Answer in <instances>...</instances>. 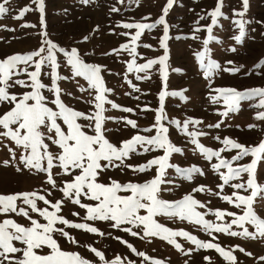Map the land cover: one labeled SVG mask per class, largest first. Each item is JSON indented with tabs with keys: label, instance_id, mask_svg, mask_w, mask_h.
I'll use <instances>...</instances> for the list:
<instances>
[{
	"label": "rangeland",
	"instance_id": "1",
	"mask_svg": "<svg viewBox=\"0 0 264 264\" xmlns=\"http://www.w3.org/2000/svg\"><path fill=\"white\" fill-rule=\"evenodd\" d=\"M217 3L218 0H174L173 7L169 9L165 17L168 25L166 41L168 58L164 68L166 81L162 78V66L158 63L145 72L128 70V64L133 59L137 65H142L165 55V50L160 45V40L164 36V26L157 24L151 30H144L139 40L133 44L131 36L135 34L136 29H125L119 25L136 22L155 23L162 15V9L167 4V0H123V3L120 0H89L87 4L82 0H44L43 24L40 22L41 14L33 0H10V3L6 5L9 12L0 17V60L15 54L30 53L42 46L46 47L43 42L50 40L58 48H63L67 52L76 49L84 63L100 66L104 87L110 90L105 93L107 99L121 108L133 109L132 112H124L113 109L111 104L104 105L106 109L103 113L106 117L103 123L104 135L117 147L137 134L146 137L156 135L153 125L161 108L159 94L162 90L169 93L163 101L165 118L162 123L168 128L167 138L170 143L181 151L170 154L167 163L171 166L164 170L158 196L168 202H178L190 195L199 204L204 205V207L197 206L195 210L200 212L205 220L213 224L230 223L233 217L225 216L221 221L214 213L216 210H221L242 215V208H236L222 198L224 195L231 196L237 190L230 185H224L222 190L218 187L223 183L220 173H226L227 169L214 170L212 165L219 162L217 158L207 159L198 145L192 142L193 136L188 133H197L195 139L198 144L214 151L225 147L222 143L225 138H230L246 147L258 146L261 141H264V120L255 118L259 111H264L255 107L259 103L258 97L240 101L239 109L229 112L227 116L221 115L226 111L223 100L221 99L218 103H213L211 100V96L216 94L214 89L231 88L244 92L253 88H264V66L257 67L261 61H264V0H249L247 12L243 17L247 21L245 35L239 43L235 40V36L239 35V28L233 21L240 19L234 15V10H243L242 0H223L222 16L217 17V23L212 25L209 14L216 8ZM25 7L32 10L26 12L22 18L15 19L14 17ZM113 8L119 11L114 12ZM209 25L212 26L211 33L207 31ZM43 33L46 35H42ZM210 35L212 39H209ZM205 40H209L208 52L204 59L205 67H201L197 54L204 51ZM126 44L129 49L135 48L134 54L121 47ZM56 56L59 65L57 72L63 77L57 81L62 90L60 94L62 102L76 111L85 114L94 113L96 90L89 88L88 81L83 77L73 75V70L67 64L64 53L57 52ZM208 60L215 61L220 68L207 73ZM229 61L232 63L229 64ZM235 68L239 71H224V69ZM32 70L34 68H29V71ZM50 72L51 68L47 64L41 69V82L48 87L52 86L51 77L48 75ZM258 72L262 74H257ZM137 76L141 78L137 79ZM18 78L27 79L24 75ZM26 90L30 89H22L19 86L10 89L17 95ZM42 92L48 98V106L55 110V106L51 104V101L55 99L53 94L47 88L42 89ZM171 93H182V95ZM6 110L7 105H0V114ZM125 118L134 120L137 128L128 125ZM188 120L199 121V123L189 124L185 131L183 124ZM171 121H178L180 127ZM79 122L85 125L90 123L83 120ZM218 123L220 127H214ZM249 125H255V127L249 128ZM62 126L66 128L63 124ZM147 128H152V131H144ZM86 130L91 134V129L86 128ZM46 142L50 145L49 151L54 155L57 154L58 148L51 145L50 141ZM145 147H149L150 150L145 152L143 147L137 145L136 151L125 158L124 165L133 167L144 165L165 154L163 149L151 150V146L145 145ZM9 148L15 150V160ZM238 151L237 149L223 151L221 157L231 161ZM23 154V149L18 148L14 142L0 137V194L38 192L53 203L62 200L58 215L72 223H87L104 233L101 236L57 224V228H62L76 241L72 243L68 237L61 236L59 232L53 233V238L56 239L61 250L77 253L89 261V264H105V261H112L117 256L121 257L123 264H128L129 261H133L134 264H152L153 260L161 261L162 264H229V261L215 249H197L184 237L174 239L181 248L191 250L190 255H185L174 245L159 237L147 236L142 239V227L136 229L126 225L133 227V231L140 232V235L132 236L111 227L109 221L85 220L86 209L71 203L60 191L64 182L71 180L72 177L64 175L59 167H54L52 173L56 187L53 188L47 183V173L35 169L29 170L19 163V157ZM6 160L9 161L7 166L3 163ZM251 160V156H246L242 160L233 162L232 166L245 165ZM17 166L23 170L17 172ZM193 167L200 172L191 173V178H188L187 173L177 171V168L191 169ZM157 174L158 166H153L146 172L134 171L124 166L120 168L109 166L98 180L105 184L112 180L121 184L129 182L143 184L156 178ZM247 179L248 175L244 173L239 180H232L230 183H241ZM256 181L264 185V160L258 162ZM201 186L204 190L196 191ZM239 191L240 194L247 196L251 190ZM125 194L121 193V195ZM81 202L95 203L86 197H82ZM17 203L28 210L33 219L46 223L43 217L32 212L29 206L20 201ZM37 207H48L49 211L52 210L50 206L39 200ZM253 207L256 214L264 219V198L258 196ZM140 214L146 213L141 210ZM4 219H13L24 226H30L27 218L15 213L0 214V221ZM154 219L173 231L182 230L198 240L211 241L219 244L226 251H233L236 257L235 264H264V261L259 259L264 257V238L249 239L216 232L209 235L201 225L189 222L187 219L182 220L179 217L165 215H158ZM244 226L250 232L255 231L251 225ZM231 230L242 231L243 229L233 225ZM116 237L127 241L137 252H143L151 259H145L133 253ZM17 246H19L18 242ZM237 246L251 253V256L240 252ZM90 248L103 253L104 261L90 251ZM44 251L47 252L48 249ZM205 257L209 259L206 260Z\"/></svg>",
	"mask_w": 264,
	"mask_h": 264
},
{
	"label": "snow or ice",
	"instance_id": "2",
	"mask_svg": "<svg viewBox=\"0 0 264 264\" xmlns=\"http://www.w3.org/2000/svg\"><path fill=\"white\" fill-rule=\"evenodd\" d=\"M87 4L89 0H82ZM123 3V0H120ZM10 0H3L0 2V17H3L9 12L6 6ZM36 3L37 10L41 14V24L44 23V0H33ZM249 0H242L243 10L235 11L234 15L240 17L233 21L239 28V35L235 36V40L239 43L245 35V24L247 21L243 19L248 9ZM174 0H167V4L162 9V15L153 23H123L119 26L125 29H136L134 35L131 36V41L135 44L143 34L144 30H151L157 24L164 26V36L160 40V45L165 50V55L158 59L147 61L145 64L137 65L135 59L128 64V70L136 72H145L154 64H160L162 78L166 81V67L167 60V44L168 39V25L165 17L169 9L173 7ZM223 0H218L216 8L209 14L212 18V25L217 23V17L222 16ZM31 8L25 7L15 19L22 18L26 12L31 11ZM112 11H119L113 8ZM203 17H201L202 19ZM147 19V18H145ZM25 27L32 25H24ZM199 29H197L198 31ZM207 31L212 32V26H207ZM127 35V33H124ZM42 35H46L43 33ZM195 38V37H193ZM209 39H212L211 35ZM209 40L204 41L205 49L203 52L197 54L200 60L201 67H205L204 59L208 52L207 44ZM44 45L38 50L27 54H15L3 60H0V105H7V110L0 114V137L6 138L15 143L18 148L23 149L24 154L19 157V163L24 168L29 170L35 169L39 172L47 173V183L53 188L56 187V181L53 178L52 170L54 167H59L62 173L66 176L72 177L71 180L64 182L60 191L63 197L71 203L79 205L86 209L85 220L88 221H109L111 227L129 233L132 236L140 235L139 231H133V227L143 230L142 239L147 236L159 237L166 240L169 244L176 247L177 250L184 252L185 255H190L191 250L181 248V245L176 243L175 237H184L191 241L197 249H215L229 264H235L236 257L233 251H226L221 248L219 244L211 241L204 242L198 240L195 236L190 235L185 231H173L160 223L154 217L158 215H165L169 217H179L180 219H187L189 222L201 225L203 229L212 235L213 232L225 233L229 236H242L249 239L264 238V219L260 218L253 207L256 198L259 196L264 198V185H260L256 181V169L258 162L264 160V141H261L258 146L246 147L237 143L230 138H225L222 143L224 148L219 151L205 148L199 145L195 137L197 133H188L193 136V143L197 144L200 151L205 154L206 158L211 160L213 157L219 161L212 165L213 169L219 171L221 168L227 169L226 173H220L222 184L218 187L222 190L224 185H230L237 191L233 192L231 196L224 195L222 198L236 208H242L243 214L237 215L233 212H225L216 210L214 215L218 220H223L225 216L233 217L230 223L213 224L204 219V216L197 212V206L204 207L198 201L193 199L190 195L185 196L183 200L178 202H168L159 198V185L162 182L164 170L170 167L167 163L168 158L173 152H180L181 149L173 146L167 138L168 128L162 123L165 118L163 114V101L167 93L161 91L159 98L161 101V108L156 116V122L153 128L156 129V135L146 137L137 134L132 139L123 141L120 147L113 145L104 135L103 123L106 117L103 113L106 111L105 104H111L113 109H120L124 112H132L133 109L121 108L119 105L107 99L105 93L109 92L103 84L101 67L97 65L86 64L80 59L76 49L71 52L65 51L63 48H58L50 40H45ZM130 53H135V48H128V45L121 46ZM145 47H150L145 45ZM235 51V49H232ZM57 52H62L67 57V64L71 66L74 76L83 77L88 81L89 88L96 90L95 95V109L91 114H85L76 111L66 106L61 98V89L57 81L63 79L59 76L57 69ZM229 64L232 62L229 61ZM47 64L51 68L48 73L51 77L52 86L41 82V69ZM23 67H20V66ZM264 66V61H261L257 67ZM29 68L34 70L29 71ZM207 73H211L213 69H219L220 65L215 61L208 60L206 65ZM224 71L238 72L239 69H224ZM262 74V73H257ZM24 75L27 79H19L18 77ZM15 77V79H14ZM141 77L137 76V79ZM14 86H19L22 89H30L23 91L22 94L17 95L10 91ZM47 88L53 94L55 99L51 104L55 106H48V98L43 94L42 89ZM84 91L85 89H81ZM139 91V89H136ZM216 94L211 96L213 103H218L222 99L226 105V111L221 115L227 116L229 112L239 109L240 101L251 100L254 97L259 98V103L255 105L257 108L264 109V88H253L244 92L231 88H220L213 90ZM172 95H182V93H171ZM147 110V109H146ZM256 119L264 120V111H259L255 117ZM126 119V118H125ZM89 121L87 125L79 121ZM65 127L62 126V124ZM126 123L133 128H137L134 120L126 119ZM180 127L178 121H171ZM199 121L188 120L183 124V129L186 131L189 124H196ZM219 128L220 124L214 125ZM255 125H249V128ZM91 129V134L86 130ZM146 132H151L152 128L144 129ZM217 139H219L217 137ZM46 141H50L51 145L58 148V153L53 154L49 151L50 145ZM137 145L143 147L144 151L163 149L164 155L148 161L144 165L133 167L131 165H124L125 158L129 157L130 153L136 151ZM231 149L239 150L232 160H226L221 157V152ZM13 160L16 159L15 150L9 148ZM246 156H251L250 163L245 165H238L233 167V162L242 160ZM119 161L120 163H115ZM46 162V163H45ZM5 166L9 161L3 162ZM109 166L120 168L122 166L132 168L134 171L146 172L153 166H158V174L156 178L147 181L143 184L126 183L121 184L118 181L112 180L110 183L99 182L98 178L107 170ZM23 169L17 166L16 171L20 172ZM178 172L188 174L191 178V173L200 172L199 169L193 167L191 169H179ZM247 173L248 179L241 183H230L232 180H239L241 175ZM202 174V172H201ZM204 188L196 189V191H203ZM239 190L249 192L245 196L240 194ZM121 193H126L121 195ZM86 197L94 204H84L81 198ZM43 201L45 205L52 209L49 211L48 207L38 208L37 201ZM18 201L29 206L32 212L38 213L43 217L46 223H40L37 219H33L29 215V211L18 205ZM63 201H56L53 203L46 199L44 195L38 192H17L12 194H0V214L7 215L15 213L18 216H23L30 221V226H24L17 223L13 219H4L0 221V264H89V261L80 257L77 253H70L61 250L56 239L53 238V233L59 232L61 236L68 237L72 243L76 241L69 236L62 228H57V224H63L68 227L81 229L89 233L104 235L96 227L90 226L87 223H72L64 217L58 215ZM141 210L146 214L141 215ZM78 215V213H73ZM251 225L255 231L250 232L244 225ZM131 225L133 227H127ZM236 225L242 228V231H233L232 226ZM123 226V227H122ZM121 243L126 244L127 247L135 254L146 257L145 253L137 252L127 241L116 237ZM213 240L215 237L213 236ZM17 242L19 246H17ZM240 252L251 256V253L245 252L243 248H239ZM44 249H48L47 252ZM96 256L104 261V255L95 248H90ZM208 260V257H205ZM264 261V257L259 258ZM105 264H123L121 257L117 256L112 261H105ZM128 264H134L129 261ZM152 264H162L161 261L153 260Z\"/></svg>",
	"mask_w": 264,
	"mask_h": 264
}]
</instances>
